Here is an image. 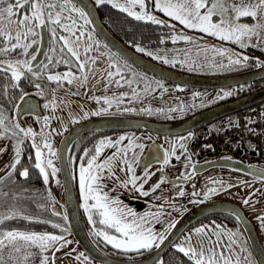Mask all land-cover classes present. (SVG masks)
Masks as SVG:
<instances>
[{
  "label": "snow or ice",
  "instance_id": "obj_1",
  "mask_svg": "<svg viewBox=\"0 0 264 264\" xmlns=\"http://www.w3.org/2000/svg\"><path fill=\"white\" fill-rule=\"evenodd\" d=\"M152 2L155 11L179 22L185 29L238 45L241 49L254 47L264 50V0H152ZM96 4L98 6L110 4L113 8L127 13L129 17L137 21H148L154 25L169 27L174 32L171 36L173 44L178 41L192 43L196 40L193 36L175 32V25L167 24L166 21L153 15L148 10L149 5L146 0H124V3H120L119 0H96ZM137 6L139 11L135 10ZM245 18H250L252 22H242ZM81 20L83 23H79ZM90 23L92 21L88 19V13L73 3V0H0V78L3 80V83H0V100H3L4 97H7L8 100H14L15 97L9 95L8 89L18 88V82L22 78L34 77L36 80L46 78L49 82H55L57 88L47 89L40 83H36L35 87L41 89L39 94L42 96L45 95V92L50 93L51 99L45 103L44 107H51L55 111L57 106L55 92L65 82L68 85H73L78 81L79 86L84 87L89 79V74L93 77L95 75V69L90 68L89 64L97 65L98 63L96 58L87 54L94 48L98 50L101 44L98 39L93 38L91 32L85 31ZM12 25H16L15 30L11 28ZM42 29H47L49 32V51L44 53L46 62L34 64L37 62L40 52L39 42ZM200 39L203 40V36ZM164 42L161 39L160 43L163 44ZM34 46L35 52H30L29 50L33 49ZM81 47H83V54L80 51ZM104 47L107 48V45ZM135 48L137 52L146 53L165 64L174 66L176 63L189 62L188 60H177L175 57L170 59L167 55L160 56L151 51L146 52V49L139 44H136ZM192 51H195L197 56L203 54L205 61L211 60L214 65L222 68L243 67L247 65L250 59L247 55L233 53L231 49L226 47L216 45L200 47L199 42L196 43L195 49H185L184 55L187 57ZM13 53H16L17 56L13 57ZM209 53L212 55L209 56ZM217 57L220 59L217 60ZM225 58L226 64L224 63ZM192 63L195 62L192 61ZM60 65L67 66L68 71L51 74V69ZM73 66H75L76 72L72 71ZM122 67L130 68V65L127 61H123L121 66L120 58L109 52V62L107 69L104 70L106 76L103 77L105 91L113 83L116 87H124L125 84L131 87L134 81L123 75ZM77 72L80 75H77ZM116 77L119 79H115ZM12 81L17 83H12ZM157 86L163 87L159 82H157ZM149 93L150 85L146 84L144 94L148 95ZM72 94L78 95L79 92ZM231 94V92H225L224 97ZM25 95L21 91L19 99L23 101ZM125 95L127 94H122L119 97H104L103 104L108 107H101L93 115L106 113L114 104L118 107ZM91 98L95 99L98 104L101 103V98ZM219 98L222 99L223 97ZM132 99H141L140 94L135 89L132 90ZM5 111L6 109L0 106V139L15 141L12 145L14 161L10 166H7L10 169L7 175L10 177L16 171L17 166L21 164L23 151L21 146L26 139L31 138V147L35 150L34 168L38 170L44 184L47 185L49 177H55L61 171L54 161L62 160V157L53 147L51 133L45 135L42 131L38 134L31 128H23L18 122L9 123V116L5 115ZM124 111H136V109L125 108ZM140 111L152 113L151 108H142ZM155 111L161 112L162 109ZM43 119V127H47L49 117ZM38 136L39 139H37ZM136 139L126 136H120L116 140L100 139L93 148H85L83 155L79 158L78 186L83 201L81 206L84 212L88 214L89 224L93 226L92 234L102 238L103 242L123 253H141L142 250L158 248L167 238L166 234L156 233L151 226H147L149 216H153L159 222V213H145L138 216L131 208L123 205L118 196H110L109 191L104 190L108 187L104 181L113 179L118 186L130 192L141 196L150 194L149 191L144 190V183L152 174L145 170L143 182L139 184L140 178L135 174L134 166L138 165L140 157L134 149L142 153L145 148L143 143H135ZM179 139L181 141L179 147L186 153L187 149L184 143L186 138L180 137ZM125 140L128 141L127 146H121ZM45 149L47 150V158H45ZM105 149H114V151L111 154H105ZM6 150V148H0V153ZM130 151L132 152L131 156H129ZM170 155L177 160L180 159V156L176 155L175 145L169 151H165L164 165L169 164ZM102 156L103 159H101ZM29 159L31 160L32 157L29 156ZM186 159L191 161V156H187ZM125 171L128 174L127 178L121 179L118 172ZM19 175L28 179L29 169L24 168L19 172ZM165 182L166 178L161 177V180L152 186L151 191L155 192L160 188V184ZM56 183L59 184V181L57 180ZM213 183H220L221 188L225 187L222 182L213 181ZM218 191L219 189L214 187L208 188L204 193V199H208L210 195ZM184 194L183 189H180L179 195L183 196ZM47 195L49 200L45 204H37V209L42 212H47L49 207L55 203L50 191ZM192 195L197 196L198 193L194 191ZM21 199L29 198L18 196L16 193L4 192L0 188V264H36L38 257L39 264H49L50 260L51 264H55V252L71 243L65 236V233L69 231L68 228L61 223L42 218L41 215L29 214L27 209L19 205ZM31 199L35 202L34 197ZM243 203L248 205L250 201L245 199ZM51 215L60 217L63 221L68 220L67 215L61 216L55 211H52ZM257 219L264 227V216H258ZM14 220L50 224L51 228L59 229L60 234L48 231L7 229L5 227L6 222ZM98 225L103 227H98ZM174 226V224L169 225V227ZM109 230H114V234ZM224 235H227V244L222 240ZM238 240L239 233L230 230L225 231L221 225L201 226L196 228L193 233L186 235L176 248L179 253L187 258L189 264H257L251 253L241 257L232 251V247L237 245ZM50 251L52 252L51 257L46 255ZM247 251L246 247H240L241 253ZM81 257L87 264H91L83 252L79 253L76 259L79 260Z\"/></svg>",
  "mask_w": 264,
  "mask_h": 264
},
{
  "label": "flooded vegetation",
  "instance_id": "obj_2",
  "mask_svg": "<svg viewBox=\"0 0 264 264\" xmlns=\"http://www.w3.org/2000/svg\"><path fill=\"white\" fill-rule=\"evenodd\" d=\"M96 3V1L94 0ZM78 7H80L76 2L73 1ZM97 5V4H96ZM98 6V5H97ZM153 15L157 16V18L166 21L165 17L151 12ZM67 15V14H65ZM89 19V17H88ZM90 20V19H89ZM167 22V21H166ZM79 23H83V21H79ZM167 24H170L167 22ZM172 25V24H170ZM161 26V25H160ZM11 28L15 30L16 25H12ZM184 27H176L175 26V32L180 34H186L189 36H193L196 38V40L204 42L207 44L210 42L209 37H205L202 34L195 33L192 31L183 30ZM86 32H91L94 39H98L101 44L98 50L94 48L93 51L89 52L87 55L96 58L98 63L97 65H91L89 64L90 68L95 69V75L94 77L89 74V79L84 87L79 86V82H75L73 85H68L66 82L63 84L62 87L58 88L55 92V100H56V108L55 111L52 110L51 107L45 108V103L48 102L49 99H51V95L48 92H45V95H40L41 89H37L35 87L36 83H40L42 86L46 87L47 89L57 88V85L55 82H49L46 78L36 80L34 77H30L29 79H21L19 81V87L15 89H10L11 96H14L16 99H18L15 108H14V115L16 116L15 120L17 119V106L20 101L19 96L21 94V91L29 95L30 97L34 98L35 101H31L27 108L38 111L37 113L27 112L23 116H31L34 119V122L30 124L36 133H41L40 130L44 132L45 135L48 133H51V141L53 144L54 149H56L58 155H60V145L63 143L66 134L69 130H71L74 126L85 123L88 120L94 119L96 117H102V116H114V117H128V118H135L140 119L141 121H172L176 119H180L183 117H186L187 115H190L192 113H195L197 111H200L204 108H207L209 106H212L214 104L224 102L230 99H234L237 97H240L242 95L247 94L250 91H253L255 89H258L260 87L264 86V78L259 80H253L250 82H245L241 84L231 85V86H223V87H216V88H202V87H192V86H186L182 84H178L172 81H169L167 79L161 78L157 76L156 74L145 70L136 64L132 63L125 57H123L120 53H118L113 47H111L109 44H107L103 38H101L98 33L96 32L95 28L92 26V24H88L86 29ZM61 34L62 30H60ZM162 36V39L165 41L163 44H143V43H136L133 41H127L124 40L123 36L120 39L118 37V34L115 33V35L124 43H126L128 46H130L132 49L136 51L135 45L139 44L141 47H144L147 51H151L153 53H156L160 56L167 55L168 58H172L173 52L172 49H178L180 48V45L177 43L173 44L171 41V36L174 34L173 30L169 27L162 26L158 33ZM203 36V40L200 38ZM47 41V46L44 49V44ZM215 41V40H214ZM180 44L184 43V41H178ZM222 43L223 47L229 48V45L227 42L218 41ZM62 43V42H61ZM49 45H50V39H49V32L47 29L41 30V37L39 42V55L37 57V62H46V57L44 53H47L49 51ZM104 45H107V48L104 47ZM207 45H210L209 43ZM172 47V48H171ZM232 47V46H231ZM43 50V51H41ZM30 52H35V46L33 49L29 50ZM81 53L83 54V47L80 49ZM245 51V50H244ZM109 52L114 53L117 57L120 58L121 66L123 61H127V63L130 65V68H123L122 67V73L127 79H132L134 82L129 87L127 84L124 85V87H116L113 83L111 86L108 87L107 91L104 90V79L103 77L106 76L107 65L109 62ZM246 52V51H245ZM103 53V55H102ZM143 56L154 60L158 63H161L163 65H166L168 67H172L175 69H179L182 71L199 74V75H209V76H218V75H231L243 71H248L250 69H253L256 66L264 64V60H258L253 54H250L249 52H246L245 55H247L250 59L247 62L246 66H235L232 68L227 67H219V66H211L208 68L207 66H204V69L202 67H193L191 64L183 63L179 64L176 63L174 66L172 64H165L159 59H155L151 56H148L146 53H141ZM17 54L13 53V57H16ZM23 58V57H19ZM180 59V58H179ZM225 64L227 62H224ZM188 65V66H187ZM192 70H189V69ZM23 70V69H21ZM114 70V69H113ZM68 71L67 66L60 65L58 67L51 69V74L55 73H62ZM73 72H76L75 66L72 68ZM100 71V72H98ZM98 73V74H97ZM77 75H80V73H76ZM10 76V74H9ZM141 77H144V79H141ZM115 79H119V77H116ZM3 80L0 78V83H2ZM157 82L159 84L163 85L162 88L167 89L168 94H174L175 97L170 98L169 100H160V89L161 87L157 86ZM12 83H17L16 81H12ZM123 83V81H122ZM150 85V93L148 95L144 94V88L145 85ZM179 88V89H178ZM135 89L137 93L140 94L141 99L140 100H133L132 99V90ZM183 90H193L195 91L194 98H191L187 93L181 94L180 97H177L178 93ZM79 92L78 95H73L74 92ZM225 92H231L232 94L224 97ZM127 94L124 96L123 101L117 105H113L111 108L108 109V111L102 115H93L95 111L100 109L101 107H108L107 105L103 104V98L104 97H119L122 94ZM91 97H99L101 98V103H97L95 99H92ZM219 97H223L222 99ZM177 98L181 101L182 104H177ZM36 100H39L40 102V108L38 107V104ZM203 100V101H201ZM193 101H196L195 103H198L199 101L205 102L207 101V104L204 106H197L193 107ZM125 108H134L136 111H124ZM142 108H151L152 113L148 114L147 112L140 111ZM156 109H162L161 112H156ZM174 110V111H173ZM44 117H49L48 126L43 127L44 125ZM56 117V118H53ZM28 126V125H27ZM209 124L201 127L199 131H202L204 127H208ZM29 127V126H28ZM55 129V131H53ZM195 132H186L184 134H168V133H161L156 130L152 129H146V128H137V127H131V128H118V127H96V128H88L86 130H83L81 133H79L74 140L69 144L68 150H67V169H69V172L71 174L72 182H73V188L74 192L76 194L78 206L80 209V212L82 214L83 220L86 224V227L88 229V232L93 240V242L100 247L102 250H104L106 253H108L111 256L122 258V259H130V260H137L141 259L147 255H149L156 247H153L151 250H142L141 253H123L118 250H115L111 247V245L106 244L103 242L102 238L95 237L92 234V228L93 226L89 224L87 216L88 214L84 212L83 207L81 206L83 201L79 194V186H78V175H79V158L83 155V150L85 148H93V146L100 140V139H106L110 138L112 140L118 139L120 136H126V137H135L137 138L135 143H143L145 145V148L143 152H139V150L134 149V151L137 152L139 155V163L138 165H135V174L137 177L140 178L138 180V184L143 182L145 170H147L150 175V177L147 179V182L144 183V190L149 191L148 196H141L137 193L130 192L123 187L118 186L115 180L113 179H107L104 182L108 185L107 188H105V191H109L110 196L116 197L118 196L120 200L122 201L123 205H126L128 208H131L133 211H135L137 214L142 212H151L158 210L160 208L159 202L161 197V191L167 192L166 194L169 196L171 200L178 202V204H183L186 209L191 208L194 205L209 202L212 200H230L233 202L238 203L242 208L247 216L248 222L252 225H254L259 238L260 242L264 248V227L260 224L256 223V219L258 216H255L253 211L248 212L244 207L245 205H242L239 201L233 199V197L229 196L228 194H222L224 189H228L230 186H235V182L230 180L226 177V173L221 171H209L213 167L202 169L199 164H203L206 162H209L214 159H220V158H231V157H225L222 156L220 158L215 157H201L200 155L195 154V152L191 149V141L194 136ZM192 134V136H191ZM180 137L186 138L184 140V143L186 145V153L180 149L179 145L181 143ZM40 137L38 136L37 139ZM26 142L32 143L31 138H28L25 140ZM63 143V148H64ZM128 141L125 140L121 146H127ZM173 145L176 147V155L180 156V159H175L174 156H169V164L164 165L163 164V156L165 151H169ZM47 152V150L45 149ZM114 151V149H105V154H111ZM35 152V150H34ZM132 155V152H129V156ZM191 156V161H188L186 159L187 156ZM103 159V156L101 157ZM233 159V158H231ZM56 166L61 169L60 172L57 173L55 177H49V187L50 182H52L53 190L50 188L51 193L53 195L57 196V201H59L60 206L62 209L66 212V186H65V177L64 172L62 168V164L60 160H55ZM182 165V166H180ZM187 165V167H186ZM193 165L195 166L193 168ZM264 167L263 165H260ZM216 168L222 167L227 171H237L240 173L252 175L250 173L244 172L240 169L230 167V166H215ZM66 170V169H65ZM121 179L127 178V172H118ZM190 174V176H189ZM201 176L202 178L194 179L195 176ZM161 177L166 178V184H169L173 186L174 190H171L168 186V190L164 191L166 186L165 183L160 184V188L157 189L155 192L151 191V188L153 185L158 183L161 180ZM252 177H256L257 179H263L261 177H257L252 175ZM55 178L56 181H59V184L55 185ZM173 179H175L173 181ZM195 180V181H193ZM223 180L229 181L227 185H224V188L220 187V183H213V181H219L222 182ZM193 181V182H192ZM223 183V182H222ZM197 184L201 186V191L198 193L197 196H193L192 189L189 190L190 185ZM224 184V183H223ZM179 185H185L184 191L186 192L185 195L180 196L178 192L176 193L177 187ZM217 188L219 191L215 194H212L209 196L208 199H204V193L208 188ZM112 189H115V191H112ZM234 192V191H233ZM229 193V192H228ZM229 196V197H228ZM202 201V202H201ZM249 201H252L249 199ZM248 208V207H247ZM249 209V208H248ZM250 210V209H249ZM263 212V210H260ZM256 212V211H255ZM264 216V212L263 215ZM95 218V217H94ZM98 219V218H97ZM218 223V225H221L225 231H232L239 233V240L237 245L232 247V251L236 254H239L241 257L247 255L248 253H251L252 257L257 261V264H260L258 261V256L255 251V248L252 244L251 238L249 237V230L248 225L244 224V222L236 215L230 214V213H224V212H216L211 215L205 216L198 222H196L194 225L197 224H205V223ZM251 225V226H252ZM98 227H103L102 225H98ZM187 230V229H186ZM185 230V231H186ZM114 234V230H109ZM184 231V232H185ZM183 232V233H184ZM72 235V231L70 232ZM182 233V234H183ZM182 235H180L181 237ZM179 237V238H180ZM75 238V237H74ZM178 238V239H179ZM76 243L82 248V246L79 244L78 240L75 238ZM243 242V243H241ZM176 243V242H175ZM173 246L164 254L162 255L154 264H170L168 262V254L172 250H177L176 247ZM246 247L247 252L241 253L240 247ZM96 260V259H95ZM98 261V260H97ZM101 264H106L102 261ZM175 264H189L186 257L178 258L177 263Z\"/></svg>",
  "mask_w": 264,
  "mask_h": 264
},
{
  "label": "water",
  "instance_id": "obj_3",
  "mask_svg": "<svg viewBox=\"0 0 264 264\" xmlns=\"http://www.w3.org/2000/svg\"><path fill=\"white\" fill-rule=\"evenodd\" d=\"M73 1L76 2L81 8H83L88 13V17L90 21H92V26L95 28L98 35L103 38L107 44L113 47L118 53H120L123 57H125L132 63L156 74L161 78L186 86L202 88L231 86L264 78V64L256 66L248 71H243L231 75L209 76L182 71L158 63L138 53L126 43L121 41L114 33H112L102 20L101 14L94 0ZM146 3L149 5L148 10L151 12L152 0H146ZM209 41L210 42L208 43L210 45L223 47L222 43L218 41H214L211 39ZM46 46L47 41L44 44L43 48L45 49ZM263 100L264 86L250 91L240 97L214 104L200 111L187 115L186 117L172 121L151 122L141 121L140 119L128 117L102 116L88 120L85 123L78 124L74 126L71 130H69L63 141V143H65L64 148L63 143L60 145V156L62 157V160L60 161L64 172L66 186V215L68 216V222L73 236L78 240L83 250L93 259L102 261L106 264H154L162 255H164L173 246V244L178 240L180 235H182V233L186 229L191 227L193 224H195L205 216L211 215L216 212H224L238 216L244 222V224L248 225L247 227L249 230V237L251 238L252 244L257 253L258 261L260 264H264V248L260 242L259 235L254 225L248 222L249 219H247L243 208L238 203L224 199L212 200L209 202L194 205L189 208L174 222L175 226L169 229L168 233L166 234L167 238L160 245V247L155 248L149 255L137 260H128L111 256L93 242L86 227V224L83 220L82 214L80 212L76 194L73 188L71 174L69 172V169H67V150L69 144L79 133L88 128L93 129L96 127L110 126L118 128L143 127L146 129L156 130L161 133L179 135L197 130L228 114H231L242 108L251 106ZM31 101H35L34 98L30 97L29 95H25V99L23 101L20 100L18 103L17 119L19 120L21 125L24 124L23 115L25 113L38 112L36 110L27 108L28 104ZM36 102L38 104V107L40 108L39 100H36ZM198 166L202 168L199 170H204L215 166H230L240 169L244 172L250 173L254 176L264 178L263 167L252 164H245L241 161L231 158L214 159L209 162L199 164ZM174 180L175 179H173V181ZM51 187L52 182H50V188ZM51 189L53 190V187Z\"/></svg>",
  "mask_w": 264,
  "mask_h": 264
},
{
  "label": "rangeland",
  "instance_id": "obj_4",
  "mask_svg": "<svg viewBox=\"0 0 264 264\" xmlns=\"http://www.w3.org/2000/svg\"><path fill=\"white\" fill-rule=\"evenodd\" d=\"M119 2L120 3H124V0H119ZM135 10L139 11V7L137 6V8ZM152 12L164 16L166 21L168 23L172 24V25H175V26L178 25L179 28L182 26V25L179 24V22L171 20L169 17L165 16L163 13H161L159 11H155L153 6H152ZM242 22L251 23L252 21H251L250 18H245L244 20H242ZM183 30L199 33L197 31L189 30V29H185V28H183ZM199 34H202V33H199ZM202 35L205 36V37H209V39H211V40L219 41L218 39H216L214 37L206 36L204 34H202ZM197 42L200 43V47L210 46V45H207L208 43L205 44L204 42H201V41H198V40H195L192 43L184 42L182 44H180V42H177V44L180 45V48H179V50L178 49H172L171 50L173 52L172 58L175 57L177 60H188L189 62L186 63V64H191L193 67H196V68L202 67L204 69V66H207L208 68H210V65L214 66V64L212 63L211 60L205 61L204 55L201 54L200 56H197L195 54V51H192L189 54V56H187V57L184 55V50L185 49H195ZM228 44L232 46V47L229 46V49H231V51L233 53H240L241 55H245L246 52H247L248 48L247 49H241V48H239L238 45L231 44V43H228ZM244 50H246V52ZM211 55L212 54L209 53V56H211ZM216 59L219 60L220 58L217 57ZM192 61H194L195 63H192ZM224 62H227L226 58L224 59ZM179 64H181V63H179ZM98 72H100V71H98ZM176 93H178L177 97H180L181 94L187 93L191 98H194V95H195L196 92L193 91V90H183V91L176 92ZM175 96L176 95H174V94H170L169 95L168 91H165L164 88L160 89V100L164 99V100L167 101L170 98L175 97ZM201 101H203V100H201ZM201 101H199L198 103H195L196 101H193V107L197 106V104L199 106H204V105L207 104V101H205V102H201ZM177 104L178 105L182 104L181 101L179 100V98H177ZM14 113H15V111H14ZM14 113L12 115L5 113V115L9 116V123H11V122L20 123L19 120L18 121L15 120L16 116L14 115ZM231 116H232L231 114L226 115V116H224V117H222V118H220L218 120H215V121L209 123V125H210V127L219 126L220 124H223V123L229 121L231 119ZM32 118L33 117H31L29 115L23 116L24 124L23 125L20 124V125L23 128H25V129L32 128L30 126V124H32L34 122V119H32ZM194 131H191V133L194 132ZM40 132H42V130H40ZM191 136H192V134H191ZM14 143H15V141L11 140V139H0V148H6L7 149L3 153H0V188H2V190L4 192L16 193L18 196H23V197H28V198L30 197L29 199H21L19 201V205L21 207L27 209L29 214L41 215L42 218H47V219H50L53 222L61 223L62 225H64V227L67 228L68 225H69V222H68V225H67L66 221H63L60 217L51 215V212L55 211V212L60 213L61 216H63V209L60 206V203L57 202V200L55 198V195L52 194V199H54V201H55V203H53L50 206V207H52V209L49 207L47 212H42L41 210L37 209V204H45L49 200V198L46 197L48 200L46 199L45 202H36V204L32 205V207H31L30 204L33 203V202L31 203V201H32V199H31L32 198L31 197L32 190H31L30 187H27L25 184L22 185L20 183V181H25L26 179H24L22 177H18L16 171L13 172L10 177L7 175L8 171L10 170L9 167H7V166H10L13 163V161H14V152H13V147H12V145ZM21 147H23V145ZM228 156L232 157L233 155H228ZM45 158H47V152L46 151H45ZM255 164L264 166V161L263 162H258V163H255ZM180 166H182V165H180ZM17 168H19L20 171H22L24 169L23 166L20 167L19 165L17 166ZM209 171H221V172H224V173H226V177L227 178H229L230 180L235 182V186H230L226 190L224 189L223 190L224 192L222 194H228L229 196L233 197V199L239 201L242 205H245L243 203V201L245 199H248V200L251 199L252 201H250V204L245 205L244 208L248 212L253 211L254 214L256 213L255 216H262L263 215V212H264V180L263 179H259V178L257 179L256 177H252V175L240 173V172H237V171H227V170H225L222 167H218V168L213 167ZM197 178H202V177L199 175V176H195L194 179L196 180ZM195 180H193V181H195ZM222 182L224 183L223 185H227V183L229 181L223 180ZM55 185H57L56 178H55ZM167 186L171 190L176 189L173 186H171L169 184H166V186L163 187V188H165L164 191L168 190ZM227 186H229V185H227ZM184 187H185V185H179L177 187L176 193L178 192V194H179V190L180 189H184ZM187 187H189V190L192 189L193 192L195 191V192L199 193L201 191V186L197 185V184H193V185H190V186H187ZM34 191H36V190H34ZM166 193L167 192L161 191V197H160V202H159L160 208L158 210L151 211V212L146 211V212H142V213L137 214L139 216V215H143L145 213H159V218H158L159 222H157V219H155L153 216H149L147 218V220L149 222V224L147 226H151L153 228L154 232L160 233V234H167L169 229L171 228V227H169V225L170 224H174V222L185 211L188 210V209H186L187 207H185L183 204H178V202L176 203L175 199L171 200ZM184 193H186V192L184 191ZM9 203H11V201H9ZM260 210H263V212H261ZM7 223H15L16 224V226H13V227H7V224H5V227L7 229H9V230H11V229H19V230H22V231L23 230H32V231H38V232L39 231H48L50 233L60 234L59 232H53V231L47 230L46 229L47 227H45L44 224H36V226H33L34 223H28V222L23 221V220L7 221ZM256 223L260 224L258 219H256ZM214 225H218V223L210 222V223H205V224H197V225L189 227L182 234V236L176 241L174 247L179 245L186 235H188L190 233H193L196 228L201 227V226H214ZM69 228H70V225H69ZM70 231H71V228H70ZM69 233L70 232L65 233V236H66L67 240L71 241V243L68 244L66 247L62 248L60 251L55 252V264H87V262L83 260V257H81L79 260L76 259V257L81 252H83L89 258V260L91 261V264H101V262L93 259L83 249H81V247L76 243V240H75L74 236L71 233L70 234ZM213 239H215V237H213ZM222 240L224 241V243L227 244L228 243L227 235L222 236ZM66 254H69V255H66ZM46 255L51 257L52 256V252L50 251V252L46 253ZM36 264H39V257L36 259ZM49 264H51V260L49 261ZM157 264H159V263H157Z\"/></svg>",
  "mask_w": 264,
  "mask_h": 264
},
{
  "label": "built area",
  "instance_id": "obj_5",
  "mask_svg": "<svg viewBox=\"0 0 264 264\" xmlns=\"http://www.w3.org/2000/svg\"><path fill=\"white\" fill-rule=\"evenodd\" d=\"M249 52L264 57L260 48L249 47ZM191 149L201 157L233 155L248 162L264 161V101L235 112L232 118L216 128L196 133Z\"/></svg>",
  "mask_w": 264,
  "mask_h": 264
},
{
  "label": "trees",
  "instance_id": "obj_6",
  "mask_svg": "<svg viewBox=\"0 0 264 264\" xmlns=\"http://www.w3.org/2000/svg\"><path fill=\"white\" fill-rule=\"evenodd\" d=\"M98 9L105 25L109 28V30L112 33L114 34L117 33L120 39L123 36L124 40L127 41L130 40L136 43L151 44V45L160 44L162 36L157 33L162 26L154 25L148 21H137L134 18L129 17L127 13L121 12L118 9L113 8L110 4L99 5ZM176 27L179 28L178 25H176ZM8 91H9V95H11L10 89H8ZM17 101L18 99L16 98L14 100H8L7 97H4L3 100H0V105L6 109L5 113L12 115L14 113V108H15L14 105H16ZM22 149H23L22 151L23 155L21 157V164L19 166L20 167L23 166V168L29 169V177L25 181H20V183L22 185L25 184L27 187L31 188L32 190L31 197L35 198V202L30 200L31 203L33 202L32 204H30L32 207V205H35L36 202H45L47 199L46 197H48L47 194L49 191L51 192V190L48 184L47 185L44 184L43 178L39 175L38 170L34 168V163H35L34 149L30 146V143L25 141ZM29 156L32 157L31 160L29 159ZM16 172L18 177H21L19 175L20 172L19 168L16 169ZM55 198L57 199L56 195ZM50 208L52 209V207ZM63 215H66V212L64 210H63ZM6 224L7 227L16 226L15 223L6 222ZM66 224L68 225V221H66ZM33 226H36V224L34 223ZM44 226L47 227L46 229L49 231L60 233L59 229H53L51 228V225H44ZM67 228L69 230L68 232H71L69 225ZM167 257L169 263L170 261H172L170 264H175L177 263L178 258H183L184 256L182 253H179L177 250H172L170 251Z\"/></svg>",
  "mask_w": 264,
  "mask_h": 264
},
{
  "label": "bare ground",
  "instance_id": "obj_7",
  "mask_svg": "<svg viewBox=\"0 0 264 264\" xmlns=\"http://www.w3.org/2000/svg\"><path fill=\"white\" fill-rule=\"evenodd\" d=\"M255 57L258 59V60H264V57H260V56H256L255 55ZM229 115V114H228ZM231 115L233 116V114L231 113ZM232 116H231V118H232ZM228 157H230V156H228ZM231 158H233V159H235V160H238V161H241V160H239V159H237V158H235L234 156H232ZM241 162H243V163H245V164H247L248 162H244V161H241ZM255 163H258V162H255ZM255 163H251L252 165H257V164H255ZM257 166H260V165H257ZM260 167H262V166H260ZM264 168V167H263Z\"/></svg>",
  "mask_w": 264,
  "mask_h": 264
}]
</instances>
